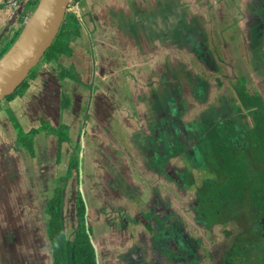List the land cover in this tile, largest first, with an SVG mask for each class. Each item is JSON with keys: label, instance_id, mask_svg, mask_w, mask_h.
<instances>
[{"label": "flooded vegetation", "instance_id": "flooded-vegetation-1", "mask_svg": "<svg viewBox=\"0 0 264 264\" xmlns=\"http://www.w3.org/2000/svg\"><path fill=\"white\" fill-rule=\"evenodd\" d=\"M0 2V37L11 40L38 0ZM195 9L194 24L189 10L180 11L186 42L178 68L162 82L141 80L126 57L100 56L98 64L93 51L75 48L80 24L79 36L66 39L71 54L47 63L70 122L52 128L42 117L40 128L26 132L8 104L13 98L1 102L32 142V150L22 145L9 119L14 154L37 158L45 127L57 144L55 154L47 142L43 175L27 171L31 189L23 201L16 157L0 172V264H71L50 231L57 212L60 244L75 242L83 228L95 264H264V0H205ZM89 55L94 63L82 71ZM43 59L14 97L28 92ZM241 87L252 97L238 99ZM131 100L132 126L115 109ZM104 103L107 123L100 124L95 112ZM114 148L127 173L114 175ZM60 163L65 169L52 177L47 168Z\"/></svg>", "mask_w": 264, "mask_h": 264}, {"label": "crops", "instance_id": "crops-1", "mask_svg": "<svg viewBox=\"0 0 264 264\" xmlns=\"http://www.w3.org/2000/svg\"><path fill=\"white\" fill-rule=\"evenodd\" d=\"M203 1L205 0H81L79 12L82 28L80 41L83 43L81 47L89 52L93 51L95 61L98 60V64L100 56L113 55L121 59L126 57V60L132 65V70L141 80L147 82L156 79L162 82L167 71L173 74L178 68L177 63L180 60L178 59L179 56L177 58V52L182 48L181 44L186 42V37L181 35L180 31L181 9L189 10L188 18L192 19L191 23L194 24L197 21L195 18L198 16L195 8L200 7V3ZM2 7L3 4L0 2V9ZM3 16H6L5 13ZM2 21L3 18L0 15V26H2ZM187 39L189 40V38ZM92 61L90 55L86 56L84 64L80 67L81 69L85 68L82 71L93 64ZM46 66L50 68V72L44 70L45 68L40 70L38 68L37 71V77L44 81L43 90L38 92L36 89H30L29 95L27 92L22 98L14 97L13 103L10 105L27 130L26 132L30 129H37L40 125L39 119L42 117L47 119L52 128H57L64 122H70V114L68 112L62 113L59 107V86L54 80L51 66L49 64ZM109 105L104 103L103 108H100L102 111L95 112L97 116L102 117L100 124L107 123V119L102 115L104 114L103 109L109 108ZM25 106L27 108H24ZM117 107L115 108L118 109L116 112L121 115L122 119H126L127 123L129 120V124L132 126V100ZM44 135V132L42 136L37 135L38 140H42ZM14 138V129L4 112L0 114V172L7 169V167L4 168V165L10 162L7 160L10 155L16 157L19 176L23 182V193L18 191V198L23 201L25 200L24 192L28 193L31 189L27 171L33 168L34 177L38 176L39 172L41 175L45 173L41 165H46L44 160L48 162L46 154L49 148L47 142L56 154L57 139L53 135H49L48 141H45L46 145L37 150L38 161L37 166H34L30 161L35 158L28 157L24 152L18 155L14 154L12 151ZM114 150L119 156L118 164L112 166L115 170L114 175H121V168L127 173L129 168L127 160L117 149L114 148ZM68 154V147L64 145L59 161L63 157L65 162ZM54 163L56 164L57 161ZM63 163L52 164L48 168L45 166V168L51 169L49 174L56 177L62 172V169H65ZM10 176L4 181L9 182ZM2 180L0 175V186H2Z\"/></svg>", "mask_w": 264, "mask_h": 264}, {"label": "water", "instance_id": "water-1", "mask_svg": "<svg viewBox=\"0 0 264 264\" xmlns=\"http://www.w3.org/2000/svg\"><path fill=\"white\" fill-rule=\"evenodd\" d=\"M71 0H38L10 48L0 58V104L42 62L57 38ZM19 16L23 9L12 8Z\"/></svg>", "mask_w": 264, "mask_h": 264}, {"label": "trees", "instance_id": "trees-1", "mask_svg": "<svg viewBox=\"0 0 264 264\" xmlns=\"http://www.w3.org/2000/svg\"><path fill=\"white\" fill-rule=\"evenodd\" d=\"M76 4L80 3L81 0H74ZM33 9V8H32ZM32 11V10H31ZM30 13V12H29ZM80 21L81 17L80 14L77 12L68 14L66 17L59 36L57 37L54 44L50 47V49L46 52L44 56V62L48 63L51 60H56L60 56H68L71 54V48L69 47L68 41L71 36H79V29H80ZM17 37L11 40H4L3 43L0 44V58L2 55L10 48ZM31 79L35 77V70L31 71L30 74ZM28 83L25 81L15 92V94L22 95V93L27 89ZM14 94L8 99H12ZM46 129V127L44 128ZM19 139L22 145H25L26 148L32 150V142L29 141L28 137L22 134V131L19 129ZM63 141V139H61ZM65 141V140H64ZM54 204L51 205V208H54ZM59 213H55L51 225L50 231L54 236L55 241L57 242L59 251L62 253H68V262H74V264H95L94 261V251L89 242V238L86 235L84 229L82 228L79 231V234L76 238V241L70 244H60L61 241V231H60V223H59ZM70 264V263H69Z\"/></svg>", "mask_w": 264, "mask_h": 264}, {"label": "rangeland", "instance_id": "rangeland-1", "mask_svg": "<svg viewBox=\"0 0 264 264\" xmlns=\"http://www.w3.org/2000/svg\"><path fill=\"white\" fill-rule=\"evenodd\" d=\"M32 10V8H28V11H31ZM79 12H80V5H79ZM78 12V13H79ZM29 13V12H28ZM6 20V19H5ZM5 20H3L2 21V26H0L1 27V30L3 29V28H5L6 27V24L4 23L5 22ZM61 31V30H60ZM1 32V31H0ZM60 33V32H59ZM3 38H6V37H0V42H3ZM82 42L79 40L78 41V43L76 44V43H74V47L76 48V47H78V46H82ZM46 64L47 63H45L44 62V64L42 63L41 65H40V67H39V70L40 69H42V68H45L44 70H48L49 72H50V68L48 67V66H46ZM35 69H33V71H34ZM40 73V72H39ZM44 81L42 80L41 81V79L39 78V77H36V79L34 80V81H30L29 83H30V87H29V90H28V95L30 94L29 93V91H30V89H36V90H38V92H41L42 90H43V85H44V83H43ZM245 81H244V77H242V78H240L238 81H237V85H239L240 86V84H243ZM242 86V85H241ZM239 89V88H238ZM236 92H237V90H236ZM26 94V93H25ZM247 96H249V97H252L251 95H249L248 93H247V91H246V89L244 88V87H241L240 89H239V92H238V99H241V100H244ZM14 98V97H13ZM16 99V98H15ZM245 101V100H244ZM13 103V101H10L8 104H12ZM6 104V102L5 103H2V107L4 108V105ZM258 107H259V111L262 113V112H264V109H263V107H261L259 104H258ZM24 108H27V106H25ZM0 114H3L2 113V111H1V109H0ZM10 114V113H9ZM3 117V116H2ZM7 117L13 122V126H14V129L15 130H19L20 129V127L17 125V123H16V120L14 119V117L10 114V115H8L7 114ZM11 122V123H12ZM22 125V124H21ZM43 125L44 126H46V125H48V123L46 122V120L44 119L43 120ZM40 128V127H39ZM41 130L42 129H39L38 130V132L37 133H39V135H42V132H41ZM22 131V130H21ZM45 132H46V135H45V137H44V139H43V142H45V141H48V138H49V135H48V131L47 130H44ZM263 156H264V149L262 150V153H261ZM37 161H38V158H35L33 161H30V163L32 164V165H34V166H37ZM57 173H59V172H57ZM56 173V174H57ZM55 174V175H56Z\"/></svg>", "mask_w": 264, "mask_h": 264}, {"label": "built area", "instance_id": "built-area-1", "mask_svg": "<svg viewBox=\"0 0 264 264\" xmlns=\"http://www.w3.org/2000/svg\"><path fill=\"white\" fill-rule=\"evenodd\" d=\"M12 5L13 7H15V3H13ZM78 11H79V3L76 4L74 0H71V2L69 3L67 14L75 13ZM29 15H30L29 13L26 14V16L23 18V22H25L28 19Z\"/></svg>", "mask_w": 264, "mask_h": 264}]
</instances>
